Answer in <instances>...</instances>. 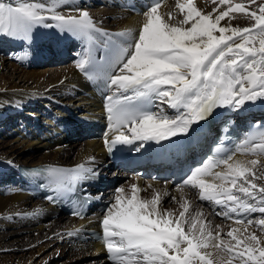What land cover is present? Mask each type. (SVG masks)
I'll return each mask as SVG.
<instances>
[{
  "label": "snow or ice",
  "instance_id": "snow-or-ice-1",
  "mask_svg": "<svg viewBox=\"0 0 264 264\" xmlns=\"http://www.w3.org/2000/svg\"><path fill=\"white\" fill-rule=\"evenodd\" d=\"M249 2L256 4L257 0ZM161 3L157 0L145 13L146 22L134 42L115 43L109 37L104 72L106 86L113 90V95L106 97L109 127L114 134L111 141L106 140L109 150L117 144H135L134 150L139 151L146 142L160 143L187 134L193 123L206 120L218 107L239 109L246 101L264 97V4L248 10L243 3L233 5L232 0H219L227 9H214L219 14L213 18L199 10L193 0H178L176 7L184 18L170 24L158 14ZM59 6L60 0L48 7L44 3L13 6L0 2V32L27 39L32 28L47 19L57 21V27L65 32L89 39L101 32L87 12L80 18L60 15L56 11ZM45 11L51 15H43ZM233 12L245 13L254 23L243 28L221 26V21ZM96 63L86 51L77 66L88 72ZM161 105L174 113H166ZM258 139L247 149L254 156L264 154V131ZM258 163V158L233 162V154H229L193 170L184 180L185 185L199 189L200 199L224 208L217 215L245 225L243 232L236 227L228 231L226 235L231 239L227 242L206 227L200 219L202 213L197 212L189 221L187 201L181 204L183 211L178 216L161 213L159 196L141 200L139 189L133 186L132 195L126 198L124 189L118 188L115 203L105 210L102 220L110 259L114 264H214L209 258L211 253L201 251L212 247L228 254L227 264L233 260L238 264H264V218L246 222L239 218L241 213L264 214V185L255 183L256 179H264V174L256 175ZM220 165L226 171L213 173L212 169ZM47 172L52 177L59 175L56 169ZM207 176L220 183L208 182ZM233 189L242 195L234 194ZM66 190L70 191V186ZM189 223L186 232L184 225ZM253 223L261 226V236L248 232Z\"/></svg>",
  "mask_w": 264,
  "mask_h": 264
},
{
  "label": "bare ground",
  "instance_id": "bare-ground-1",
  "mask_svg": "<svg viewBox=\"0 0 264 264\" xmlns=\"http://www.w3.org/2000/svg\"><path fill=\"white\" fill-rule=\"evenodd\" d=\"M0 1L13 6L26 2ZM37 1L44 3L46 7L54 3V0ZM246 1L232 0V3H243L248 10L257 9L256 6L246 4ZM177 2L178 0H162L158 9V14L170 24H177L184 18V13L176 7ZM193 3L204 14H211L213 18L219 14L214 9H227V5H220L219 0H193ZM95 4L102 6L95 7ZM152 5L154 4L148 0H60V6L56 9L60 15L80 18L83 12L88 13L96 28L101 30L91 39L65 32L57 27V21L51 19L35 25L27 39L0 32V264H110L103 256L102 248L75 240L76 229L88 225L90 220L69 218L47 203L22 192L23 184L18 169L24 165L93 168L106 162L103 149L105 139L92 138V132L105 120L109 101L104 102L94 96L77 62L88 52L89 44L100 49L107 45L109 37L116 43L134 42L146 22L145 13ZM132 7L139 8V11L133 12ZM42 14L51 15L47 11ZM253 23L245 13L233 12L221 21V26L243 28L250 27ZM72 48L75 53L70 56L68 50ZM9 49L15 52L13 56L1 54ZM69 56L74 57V61L64 64ZM58 63L63 65L53 67ZM111 95L113 90L109 96ZM43 105L47 108H42ZM161 107L170 115L175 111L167 105ZM263 108L264 97L246 101L239 109L227 106L216 109L236 116L240 113L244 117L251 115L248 120L258 117L264 121ZM257 158L259 163L255 172L260 176L264 174V154L236 155L233 162L247 163ZM221 171H226V168L222 166L216 172ZM143 178L135 176L128 181L118 182L116 188H123L126 198L132 195L133 186L139 189L137 194L141 200L159 196L160 212H173L177 216L183 211L181 204L187 201L189 211L186 217L189 221L197 212L202 213L200 219L205 222L206 227L211 229L213 235L219 233L220 238L226 242L231 239L226 234L232 228L244 231L245 225H236L234 219L217 215L224 208L200 199L198 188H177L170 182H156L154 177H149V172ZM205 179L220 183L213 176ZM242 182L238 181V184ZM255 183L264 185V179H256ZM233 192L242 195L236 193L235 189ZM232 216L236 217V214ZM239 218L246 222L247 219L264 218V214L241 213ZM260 227L253 223L248 227V232L255 231L257 236H261ZM184 228L186 232L189 231L190 223L185 224ZM236 235L239 236V233ZM11 239L13 241L8 242ZM59 243L62 254H66V261L53 263L49 259L56 258L57 249L54 245ZM201 251L211 253L209 258L213 259L214 264H227L229 259L227 253L212 247ZM232 264H238V261L233 260Z\"/></svg>",
  "mask_w": 264,
  "mask_h": 264
},
{
  "label": "rangeland",
  "instance_id": "rangeland-1",
  "mask_svg": "<svg viewBox=\"0 0 264 264\" xmlns=\"http://www.w3.org/2000/svg\"><path fill=\"white\" fill-rule=\"evenodd\" d=\"M0 2H2V1H0ZM26 2L27 3H39L37 0H26ZM4 3V2H3ZM246 4H250L252 7H258V5H260V4H264V0H257V2H256V4H251L250 2H249V0H247L246 1ZM102 5L101 4H95V7H101ZM96 9V8H95ZM47 45V44H46ZM12 49V48H11ZM11 49H9L7 52L6 51H2V55H4V56H7V57H9V56H13L14 55V53L15 52H12V50ZM69 51V54H70V56H72V54L73 53H75L74 52V50H73V48L72 49H69L68 50ZM69 56V60L67 61V62H65L64 64H71L73 61H74V57H70ZM57 62V61H56ZM63 64H57V65H54L53 67H55V68H58V67H61ZM49 67H51V66H49ZM10 72H12V69H10ZM42 108H47V106H45V105H43L42 106ZM165 198H167V197H165ZM11 241H13V239H11V240H8V242H11ZM55 246V249H57V256H56V258H58V259H56V258H54V257H51V259H49V260H51V262H53V263H57L58 261L60 262H64V260L66 261V259H64L65 257H66V254L65 253H63L62 254V247H61V244L59 243V244H55L54 245ZM56 251V250H55ZM49 254V253H48Z\"/></svg>",
  "mask_w": 264,
  "mask_h": 264
}]
</instances>
